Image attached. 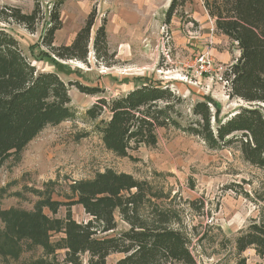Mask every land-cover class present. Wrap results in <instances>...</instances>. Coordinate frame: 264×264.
Instances as JSON below:
<instances>
[{
    "label": "rangeland",
    "instance_id": "obj_1",
    "mask_svg": "<svg viewBox=\"0 0 264 264\" xmlns=\"http://www.w3.org/2000/svg\"><path fill=\"white\" fill-rule=\"evenodd\" d=\"M55 1L0 0V6H16L25 13L32 12L34 5L40 9L34 31L14 22L0 21V26L18 40L36 69L57 72L68 85L74 113L57 125L47 124L22 151L4 160L0 166V216L8 210L34 212L48 198L74 200L78 182L92 180L110 168L144 182L148 195L139 208L142 218H154L156 208L178 218L173 222L179 223L173 226L188 236L196 264H264V255L253 246L238 252L235 244L248 224L264 222V169L247 162L235 145L211 149L183 128L192 105L204 97L213 99L219 119L227 118L241 105L228 96V86L220 80L225 79L224 72L210 77L194 72L192 60L197 54H210L213 62L225 69L237 59L239 50L215 30L201 0H187L170 24L163 20L170 0H64L59 6L61 27L53 34L54 46L70 44L88 14L94 12L84 62L57 59L41 46L49 26L48 12ZM118 18L125 22L128 35L142 28L151 35L155 31L156 36L124 49L121 45L114 48L107 40L108 53L96 57L92 46L95 30L103 20L105 26L110 21L109 28L115 29L113 20ZM224 52L229 54L225 63L216 58ZM135 76L159 81L183 97L178 108L182 111V127L160 129L155 145L140 146L129 156L119 157L105 150L85 111L100 97L111 98L131 90L137 83ZM74 82L100 91L85 94L76 84H70ZM66 207L61 206L56 214L46 208L42 212L63 218ZM70 212L78 222L89 219L80 204L72 205ZM114 217L117 226L111 234L128 227L117 210ZM5 229L6 222L0 217V232ZM50 234L48 245L61 236ZM17 244V248H7L0 254V264H67L62 250L54 251L27 238ZM121 257L111 253L106 264H116Z\"/></svg>",
    "mask_w": 264,
    "mask_h": 264
},
{
    "label": "trees",
    "instance_id": "obj_2",
    "mask_svg": "<svg viewBox=\"0 0 264 264\" xmlns=\"http://www.w3.org/2000/svg\"><path fill=\"white\" fill-rule=\"evenodd\" d=\"M57 0L48 12L49 26L42 36L41 46L57 59L85 61L88 55L90 30L94 24L91 11L84 25L66 45H53V34L61 27ZM187 0H170L164 23L184 7ZM215 30L236 43L240 55L225 73L230 79L228 96L241 105L227 118L219 119L215 102L209 97L191 107L184 130L202 139L209 148L235 145L250 164L264 169V0H201ZM40 9L23 12L16 6H0V21L22 24L34 31ZM94 33L96 57L107 54L105 22ZM49 55V54H48ZM50 57V55H49ZM51 61H55L51 58ZM131 90L107 98L100 97L85 111L93 121L105 150L116 156H129L140 146L157 143L158 131L169 126L182 127L183 97L168 85L135 76ZM85 94H96L97 87L77 82ZM68 85L56 71L39 70L22 52L18 40L0 26V166L17 155L47 124L57 125L73 117ZM216 109V111H214ZM104 115L107 117L105 118ZM213 119V121H212ZM213 122V123H212ZM144 182L127 172L108 168L92 180L75 186L74 200L59 202L44 199L34 212L8 210L1 213L6 229L0 232V254L18 246L20 239L48 245L50 233L61 236L49 243L51 249L62 250L67 264H106L111 253L122 254L116 264H196L190 251L189 238L175 215L156 208L154 218L140 216L139 208L147 197ZM80 204L89 219L76 221L70 207ZM67 206L63 218L48 216L43 208L56 214ZM128 227L111 234L117 226L114 211ZM176 219V220H174ZM238 252L253 246L264 255V222H251L235 240ZM38 263V262H37ZM39 264H43L41 261Z\"/></svg>",
    "mask_w": 264,
    "mask_h": 264
},
{
    "label": "crops",
    "instance_id": "obj_3",
    "mask_svg": "<svg viewBox=\"0 0 264 264\" xmlns=\"http://www.w3.org/2000/svg\"><path fill=\"white\" fill-rule=\"evenodd\" d=\"M115 22V29L111 30L109 28V23L110 26L112 25L110 21H108L109 23L105 26L106 28V37L107 40L109 41L110 44H112V46L114 48H119L118 46L121 45L120 48L124 49V48H133L134 45L141 43L143 41V39L145 37H153L156 36V32L152 31V35L150 34V31L146 30L143 31L142 28L139 29L138 31H134L132 33H126V30L124 29V21L121 19H116L113 20ZM234 43V42H232ZM236 45V43H234ZM126 50V49H125ZM236 58L239 57L240 55V49L236 51ZM216 58L220 61L225 63V61L228 59L229 54L224 52V53H220V54H216Z\"/></svg>",
    "mask_w": 264,
    "mask_h": 264
},
{
    "label": "built area",
    "instance_id": "obj_4",
    "mask_svg": "<svg viewBox=\"0 0 264 264\" xmlns=\"http://www.w3.org/2000/svg\"><path fill=\"white\" fill-rule=\"evenodd\" d=\"M192 66L194 69V72L198 76H212L217 75L218 73L229 71L230 65L228 67H225L223 69L222 66L216 65V63L213 62V57L208 53H200L194 56V59L192 60ZM222 82H224V85L229 86L230 79L226 77L225 79L222 77L220 78Z\"/></svg>",
    "mask_w": 264,
    "mask_h": 264
}]
</instances>
